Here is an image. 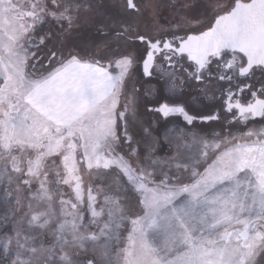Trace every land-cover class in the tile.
I'll return each mask as SVG.
<instances>
[{
	"label": "snow or ice",
	"instance_id": "snow-or-ice-1",
	"mask_svg": "<svg viewBox=\"0 0 264 264\" xmlns=\"http://www.w3.org/2000/svg\"><path fill=\"white\" fill-rule=\"evenodd\" d=\"M0 264H264V0H0Z\"/></svg>",
	"mask_w": 264,
	"mask_h": 264
},
{
	"label": "rangeland",
	"instance_id": "rangeland-1",
	"mask_svg": "<svg viewBox=\"0 0 264 264\" xmlns=\"http://www.w3.org/2000/svg\"><path fill=\"white\" fill-rule=\"evenodd\" d=\"M140 115H141V119H143V120H145V121H147L148 119H150L149 116L144 115V113H143V109H141V111H140ZM136 132H137V134H139V129H136ZM64 190H65V192H67V193H70V191H71L69 188H67V186L64 187Z\"/></svg>",
	"mask_w": 264,
	"mask_h": 264
},
{
	"label": "flooded vegetation",
	"instance_id": "flooded-vegetation-1",
	"mask_svg": "<svg viewBox=\"0 0 264 264\" xmlns=\"http://www.w3.org/2000/svg\"><path fill=\"white\" fill-rule=\"evenodd\" d=\"M196 107H197V108H202L203 105H196ZM149 118L151 119V117H149ZM216 128H217V131H219V125H217Z\"/></svg>",
	"mask_w": 264,
	"mask_h": 264
}]
</instances>
